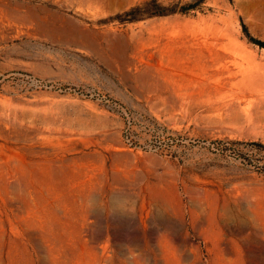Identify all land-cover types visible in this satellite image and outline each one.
<instances>
[{"label":"rangeland","instance_id":"1","mask_svg":"<svg viewBox=\"0 0 264 264\" xmlns=\"http://www.w3.org/2000/svg\"><path fill=\"white\" fill-rule=\"evenodd\" d=\"M0 264H264V0H0Z\"/></svg>","mask_w":264,"mask_h":264},{"label":"trees","instance_id":"2","mask_svg":"<svg viewBox=\"0 0 264 264\" xmlns=\"http://www.w3.org/2000/svg\"><path fill=\"white\" fill-rule=\"evenodd\" d=\"M145 4V3H144ZM194 6V3H189L187 4L185 7H181L180 9H184V8H191ZM174 8H171L169 9L168 11H172ZM140 10V7L139 6H136V7H133L129 10V12H135V11H139ZM162 11L164 10H154L153 12L154 13H163ZM148 13H151V12H148ZM134 17V16H133Z\"/></svg>","mask_w":264,"mask_h":264}]
</instances>
